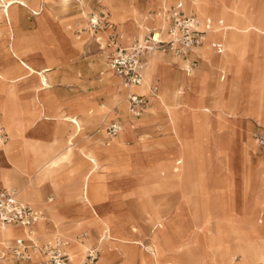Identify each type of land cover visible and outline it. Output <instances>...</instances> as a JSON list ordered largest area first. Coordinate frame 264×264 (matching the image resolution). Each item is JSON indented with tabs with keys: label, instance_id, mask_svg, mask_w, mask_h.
Masks as SVG:
<instances>
[{
	"label": "rangeland",
	"instance_id": "rangeland-1",
	"mask_svg": "<svg viewBox=\"0 0 264 264\" xmlns=\"http://www.w3.org/2000/svg\"><path fill=\"white\" fill-rule=\"evenodd\" d=\"M159 1L160 3L152 5L151 0H125L127 8L121 10V14L136 30L135 35L139 39L145 34L142 22L144 19L149 20L148 14L175 0ZM177 1L185 11L193 9L189 6L193 1L192 4L196 5L203 19L210 13L207 4L216 5L214 0ZM243 1L249 15L264 19V0ZM200 2L204 4L203 7ZM28 3L27 7L16 8L20 16L17 27L20 39L18 48L27 55L26 59L38 64H34L36 68L45 67L49 87H39L36 73L29 74L15 68L19 60L11 55V51L8 56L6 49L9 43L17 41V33H13L12 40L13 34L9 28L1 27L0 75L3 77L0 78V97L19 108L18 118L23 122L21 126H24L22 136L31 147L17 142L8 153L0 148L7 158H0V168L12 165V172L20 171L15 184L4 186L0 181V190L13 188L23 201L44 211V217L39 221L40 227L37 228L36 224L33 228L39 240L46 241L54 233H59L69 242L67 248L69 255H72L71 261L76 262L83 253L82 264H85L88 248L101 246L100 257L105 252L103 245L107 246L105 253L109 258L103 262L98 258L97 264H264V259L256 257V246L251 236L254 227L264 236V226L257 222L258 212L264 208L263 203H258L259 200L264 201V152L252 137L254 132L264 136V114L258 117L252 110L257 95L258 105L261 103V95L264 96V64L257 63L255 69L246 65L240 89L233 93L229 89L233 69L218 63L224 53L216 54L210 46L215 58L210 65L202 57L203 50L196 49L200 58L190 75H186L185 60L161 52L166 64L179 77L174 84L179 104L175 103L170 109L168 105L171 102L167 98L166 88L169 83L165 84L163 79L153 77L155 62L160 59L156 54L143 72V82L138 89L145 95L148 104L139 117H133L128 110L130 88L124 86L108 65V35L117 30L124 36L123 42L127 40V34L119 23V17L113 12L111 2L50 0L49 3H42L37 0L35 4L33 0H28ZM41 4L43 9L40 14H34L32 10L39 11ZM145 4L148 6L143 7ZM13 7L10 9L11 16ZM46 10L48 13L43 16ZM93 14L104 17L108 26L98 31L90 29L89 18ZM221 18L224 19L225 27L229 24L242 33L255 31L264 36V22L258 25L248 18V24L239 27L224 14H221ZM216 21L217 19L214 20L213 27ZM227 30L231 32V29ZM210 31L212 30L209 28L206 35ZM62 34L77 43V49L66 51L59 43ZM116 36L119 41L118 35ZM225 46L227 47L226 43ZM43 48L48 49L46 54ZM250 58L251 54L246 55L247 61ZM223 69L226 72L225 78L220 81L219 72ZM200 71L210 73L208 85H219L217 94L204 92L202 82L183 86V79L189 80ZM22 76L26 78L15 80ZM153 84L157 86L154 96L149 93ZM235 88L236 83H233L231 89ZM30 101H34V105H30ZM89 106L94 107L92 114L98 108L103 115L87 118L86 114H91L88 113ZM164 109L169 110L168 119ZM39 110L49 116L50 120L38 127ZM60 114L78 117L81 129L73 140L72 156L58 177L66 185L68 195L61 201L58 190L52 196V201L37 202L34 198L40 182H37L38 174L33 170L42 168L48 161V156L64 151L65 140L74 129L72 123L61 120ZM113 120L121 122L122 130L120 134L111 137L109 145H106L105 128ZM201 123L204 130L203 158H199L196 146L202 134ZM187 125L190 126L185 130L187 138H183L184 126ZM0 126L6 131L1 120ZM36 128L39 131L33 132ZM177 128L180 132L178 137ZM7 136L3 143L11 140L8 133ZM54 136L57 139L55 141ZM119 138H123L119 141L123 143L122 149L111 154L107 152L106 149L119 143ZM173 139L181 146L182 158L177 155L173 158H154L167 149ZM133 146L136 147L138 156H120L127 152V147ZM90 149L99 151L92 154L103 174L99 181L104 192L102 199L94 203L96 212L102 218H107L111 236L130 237L136 239L137 244L110 240L107 229L96 228L90 223L93 218H98L91 214L86 202L80 197L81 187L78 181V173H83L87 164V170L90 169L87 158L91 153L87 150ZM26 155L36 158L27 160L24 158ZM113 155L119 156L112 157ZM185 158L186 167L183 168ZM79 163L83 167L79 168L78 173H66V168L79 166ZM86 171L81 174V180ZM177 171L183 172L184 176L188 175L190 178L187 181L190 184L187 181L174 183L166 178L171 173H179ZM90 177L88 198L91 202L92 199L101 197V190L93 182L97 177V170ZM0 178L4 182L6 179L11 180L9 172L0 174ZM47 180L51 183L55 181L48 177L45 181ZM76 180L78 188L74 190L72 184ZM257 185L263 191L260 198L256 196ZM54 187L59 189V186ZM59 202L61 205L57 208L56 204ZM59 212L67 216H59ZM78 222L80 227L69 232L68 226ZM15 235L21 233L17 231L12 237ZM129 253L131 259L126 257ZM0 264L38 263L14 262L11 259Z\"/></svg>",
	"mask_w": 264,
	"mask_h": 264
},
{
	"label": "crops",
	"instance_id": "crops-1",
	"mask_svg": "<svg viewBox=\"0 0 264 264\" xmlns=\"http://www.w3.org/2000/svg\"><path fill=\"white\" fill-rule=\"evenodd\" d=\"M36 1L37 0H33V2L35 4H36ZM41 1H42V3H49L50 0H41ZM64 1H67V0H64ZM76 1H78V0H76ZM109 1L112 4L113 10H114L113 12L119 17V21H120L119 23L121 24L122 28L124 29V31L127 34L126 42H123L124 36L119 34V32L117 30H113L112 32H114L116 35H118V37H119L118 45L120 47H128V46H130L133 42H135L139 38L135 35L136 30L131 27L130 23L126 22V19L124 20V16L121 14V10L127 8L126 2H125V0H118V1L109 0ZM151 1H152L151 2L152 5L160 3L159 0H151ZM214 1H216V5L213 6L211 3H209L206 6L207 9L209 10L210 14H213L211 21L209 19H206V18L203 19L201 14L198 12V8L196 7V5L192 4L193 1L189 4V6L192 7L193 9H191L190 11H185L182 8V11L185 14L194 15L197 18H199L202 22L207 23L208 24V29L210 28V30L211 29L212 30H217L215 33L213 31L208 32V35H206L205 42L199 48H201L203 50V52L201 53L203 59L205 61H207L211 65L215 58L213 56V52L210 51V46L212 48V43H214V42L223 44L225 50L222 53H224V54L217 53L213 48L212 49H213V51L216 54H219V55L222 54L220 56V58L218 59V63H223V64L227 65L230 69H233V72H232L233 75H232L231 80H230L229 89L231 91H233V93H237L239 91V89H240V86H241L242 77H244V75H243L244 67L247 65V66L253 67L254 69L257 68L258 60L263 56V53H264V36L262 34L256 33L255 31H250V32L246 31V32L242 33L241 30L236 29V28L232 27L229 24H228V27H225L223 25V20L224 19L221 18V14H224L229 19H232L233 21H235V23L239 27L246 26L248 24V22H247L248 18L251 19V21H253L254 23H256L258 25L262 24L264 22V19L261 18V17H258L256 19L252 15H249L247 13L246 4L244 3L243 0H214ZM102 2H103V0H102ZM177 2L178 1L175 0L171 4H168L167 6H170V5L175 4ZM23 3L22 2L15 3L13 9L11 10L12 17L15 20V25H13L12 29H10V32L12 34L13 33H17V36H16L17 37L16 38L17 41H15L14 43L11 42V43L8 44L9 47L6 49V54H8V52L11 51V53H12L11 55L14 58L19 60V62L16 65L15 68H18V69H21V70H25L26 73H29V74L36 73L37 76H38L39 87L43 86L42 88H46V87H49V85H48V81H47V78H46V75H45V70H46L45 67H43V66L40 67L39 66V68H36L34 66V64H36V63L26 59L25 56H27V55H25V53L22 52L18 48V42H19L18 39L19 38H18V28L17 27L20 24V16L16 12V8H17V6L27 7L28 4H29L28 0H24ZM147 6H148V4H145L143 7H147ZM200 6L203 7L204 4L202 2H200ZM42 9H43V5L41 4V5H39V11H36V10H32V11L34 12V14H40ZM47 13H48V10H46L43 13V16H46ZM110 14H111V12H110ZM215 19H217V21H216V24L213 27L212 25H213V22H214ZM220 22H222L221 25H220ZM142 23H143L142 27L144 25L145 26L150 25V22L147 19H144ZM227 28L231 29V32H228ZM62 36L63 37H61V39L59 40V43H60L61 46H63L66 49V51L67 50L71 51V50L77 49V46H78L77 43H75L71 39L70 40L67 39V37L64 34H62ZM250 36H253V38L250 37ZM217 37H218V39H217ZM11 39L12 40L14 39V34L11 37ZM23 41L25 43H27L26 39H24ZM130 41H132V42L129 45H127V43H129ZM225 43H226L227 47L225 46ZM43 52H45V54H46V52H48V49L43 48ZM248 54H251V58H250L249 61L246 60V55H248ZM191 55H193V56L190 57ZM8 56H9V54H8ZM157 56H159L160 59L155 62L156 68H155V73L153 74V77H154V79L156 77H159V79L160 78L163 79V82L165 84L169 83L166 88H167V96H168L167 98L169 99L171 104L168 105V107L170 109H172L171 108L172 105H174L175 103L179 104V101H177V99H176L177 98L176 94L178 93V91H176V93H175V90H174V84H175L176 80L179 77L177 76L175 71L166 64V61H165L164 57L162 56V53H158ZM181 58L187 62L186 66L184 67V71H185L186 75H190V72H186L185 69L191 67L193 62H196V65H197L198 60H199L200 57L196 53V49L192 50V51H189L184 57H181ZM10 60H12V58H10ZM24 62H28L29 65L32 66L35 69V71L34 72H30V70L27 69V66L24 64ZM36 65H38V64H36ZM39 72H41V74L43 75V79L47 83V86H44V85L41 84ZM225 73L226 72H225L224 69L220 70V72H219V80L220 81H222L225 78ZM209 74H210L209 72L200 71V72L197 73V75L195 77L190 78L189 80L183 79V81H182L183 86L188 84V83L190 84V83H195V82H202L204 84V86H205L204 87V92L210 91L212 93H216L217 94L219 92V90H220L219 89V85L211 86V85L207 84L208 80H209ZM2 77L3 76L0 75V78H2ZM20 78H26V77L25 76L16 77L15 80H19ZM233 83H236L235 90L231 89V85ZM1 84L2 83H1V80H0V94H1V91H2V87H1L2 85ZM152 86H156V85L153 84ZM140 88H141V86L138 89H140ZM38 90L39 89H35V91H38ZM257 92H258V90H257ZM257 92H256V95H257ZM30 105H34V101H30ZM257 107H258V95H257V99H256L255 104L252 106V110H253V112L255 114H256ZM164 110L166 111V117L168 119L167 111H169V110L168 109L167 110L164 109ZM93 111H94V107L93 106H89L88 113H91V114H86V117L87 118H92L94 115H103L98 110V108L95 109V112H96L95 114H92ZM18 113H19V108L14 106L13 103H11V101H9V100L7 101V100L2 99L0 97V120L6 126L5 129H6V132L9 134L10 139H14L17 142H21L22 144L28 145V146L31 147V144L26 142L25 139L22 136V132H23L24 126H21V124L23 122L18 118ZM40 115H44V116H46L48 118V120H50L49 116H47L42 110H39L38 111V115H37V118H38L37 121L38 122H39V116ZM63 116H68V117H71V118L78 119V117H74L73 115L60 114L61 120H62ZM198 118H199V121H202L200 119V117H198ZM39 126H41V124L38 125V127ZM202 126H203V123H201V128H200L202 134H201L200 139H198V143L196 145L197 146V150L200 153L199 158H203L204 157V153H203L204 150L202 148L203 147V141H204V139H203V137H204L203 131L204 130H203ZM37 128H36V130L34 129L33 132H38L39 129H37ZM184 128L185 129H184L183 138H187V134H186L187 131H185V130L189 129L190 126L187 125L186 127L184 126ZM80 130H79V132H80ZM77 131L78 130H76V126L74 125V129H73L72 132L69 133L68 137L76 135ZM255 133H258V132H254L252 134V137H253V135ZM259 134H261V133H259ZM53 140L54 141L57 140L55 136H54ZM32 141H36V139H32ZM127 148H128L127 152H124V153L120 154V156H123V155L124 156H128V155L136 156L137 155L138 156V153H137V150H136L135 146L127 147ZM63 150L64 151H60V152H58L57 154H55L53 156H48L47 158H49V159H48V161L45 163V165L42 168L33 170L35 173L38 174L37 182H40L38 193L35 195V198H34L35 201H37V202L41 201V202H44V203H48L49 201L53 200L52 196L55 195L58 190H59V194L61 195V201L64 200L67 197V195H68L67 187L64 184V182H61L60 180H58V177H59L60 171H63L62 168H64V166H67L66 163H68V160L71 158L73 150H72V147L68 146L67 144H65V147H64ZM87 151H89L91 153H93V152L99 153V151H96L95 149H90V150H87ZM182 153H183V151L181 149V146L178 143H176L174 141V139H173L171 141V143H170V146L167 149L162 150L160 153L156 154L154 156V158H173L175 155H177L178 158H182V156H181ZM114 156L116 157V156H119V155H114ZM0 158H3V159L6 158V156L1 153V150H0ZM24 158H27V160H28L29 158H36V157L32 156V155H30V156L26 155ZM186 160H187V158H185V161H184L183 166H182L183 168L186 167V166H184V164H186ZM82 167H83L82 163H79V166H77V165H74L72 167L70 166V168H66V170H68V172H66V173H68V174L78 173L79 168L81 169ZM88 167H89V165L87 164V167L84 169V172L87 170ZM12 168H13L12 165L9 168H0V174L9 172V175L11 176V178H10L11 180L9 182H4L2 180V178H0V181L2 182V184L4 186H10V185H13V184L16 183L17 177L19 176L18 173L20 171L19 172H12ZM99 169L97 170V177L93 180L96 188L98 190H101V197L98 198L97 200H93L92 199L91 203H89V202L85 201L82 198L81 174H83L84 172L80 173V174L78 173V181H80V187H81V189H80V197L83 199L84 202H86L91 214L92 215L96 214L97 217H98V220L93 218L90 223L93 226H95L96 228H101V229L106 230L107 228L104 227L103 221H107V218H102L96 212V209L94 207V203H97L98 201H100L102 199L103 192H104L103 185L99 181L102 178L103 174H102V172ZM173 172H174V170H173ZM177 172H179V171H177ZM183 172H184V169H183ZM183 172H179L177 174L171 173L166 178H168V180L170 182H174V183L185 182V181L189 180L190 177L188 175L184 176ZM47 177L55 179V181H53L54 183H51L49 181L51 179L45 181V179ZM188 183H189V181H187V184ZM55 185L59 186V189L54 187ZM72 186H73L74 190H75V188L77 190V188H78L77 180L73 182ZM11 189H13V188H11ZM2 190H9V189L4 188V189H1L0 191H2ZM18 198L21 201H23L20 197H18ZM23 202L28 203L26 201H23ZM258 203H263L264 204V201L263 200H259ZM28 204H30V203H28ZM30 205L33 206L32 204H30ZM60 205H61V202L57 203L56 204L57 208ZM33 207L37 208V209H41V208H38L36 206H33ZM259 212H258V215H259ZM59 213H60L59 216H67L65 213H62V212H59ZM258 215H257V218H258ZM244 221L248 222L247 219H244ZM241 222H243V221H241ZM36 224H37V228H39L40 227V223L37 222ZM36 224L33 226V228L36 226ZM68 227H69V232H71V230L79 228L80 227V223L78 222V223H76L74 225H69ZM17 229H18V231L20 230L21 232L20 231L19 232L23 235L22 230L19 229V228H17ZM228 230L230 231V229H228ZM106 233H107V235H110L108 229H107ZM127 233L130 234L129 232H127ZM22 235H15L14 237H11V238H8V239H2L0 237V239L1 240H11V239H13L15 237H18V236L20 237ZM110 240L119 241V242H122V243H127L128 241H130L131 243H135V244L138 243V241L136 239H133V238H130V237L120 238V237H115V236H111L110 235ZM79 243L81 245H83V243H81V242H79ZM233 243H235L237 245V242L233 241ZM102 247L105 249V252H106L107 246L103 245ZM99 248H101V246H99ZM83 252H85V250ZM105 252L99 258V260L102 261V262L108 260V258H109V255L106 254ZM152 254H153V256H155V253H152ZM69 257H70V255H69ZM83 257L84 256H83V253H82L81 258H79L77 260L78 262L76 261L75 263L82 264L83 263ZM126 257L131 259L130 253ZM8 260H11V259L0 260V262H4V261H8ZM69 264H73V261H71V258H70ZM170 264H174V263H170Z\"/></svg>",
	"mask_w": 264,
	"mask_h": 264
},
{
	"label": "built area",
	"instance_id": "built-area-1",
	"mask_svg": "<svg viewBox=\"0 0 264 264\" xmlns=\"http://www.w3.org/2000/svg\"><path fill=\"white\" fill-rule=\"evenodd\" d=\"M151 25L145 29L142 38L137 39L128 47L118 45L117 36L111 32L107 37V58L110 69L122 80L126 87L141 84L146 56L152 51L169 53L176 57H184L189 51L203 45L208 24L194 15L185 14L181 3L162 6L148 14ZM222 22H220V25ZM108 26L104 17L96 14L89 18V27L100 30ZM217 53L225 48L222 43H212ZM191 67L186 68L190 72ZM156 86L149 88L154 95ZM144 94L131 92L128 95V110L133 117H139L147 106ZM122 130L119 120H113L105 128L106 145L109 139ZM7 133L0 126V139H7ZM253 138L257 146L264 152V136L255 133ZM44 217V211L34 208L21 201L13 189L0 191V229L13 226L22 230L23 235L11 240L0 239V260L12 259L15 262H37L38 264H69L70 257L67 251L68 240L58 233H54L48 240L40 241L35 235L33 226ZM257 222L264 226V208L260 210ZM99 247H90L86 250L85 264H97Z\"/></svg>",
	"mask_w": 264,
	"mask_h": 264
},
{
	"label": "bare ground",
	"instance_id": "bare-ground-1",
	"mask_svg": "<svg viewBox=\"0 0 264 264\" xmlns=\"http://www.w3.org/2000/svg\"><path fill=\"white\" fill-rule=\"evenodd\" d=\"M164 1V0H163ZM17 2H24V0H0V28L1 27H8L9 28V31L10 29H12L13 25H15V20L13 19V17L10 15V9L14 6L15 3ZM24 4V3H23ZM205 18L206 19H209L211 21L212 19V14H207L205 15ZM220 18V17H219ZM148 20V19H147ZM150 22V20H148ZM78 24V23H77ZM150 25H151V22H150ZM150 25H147V26H143L142 27V30L144 31L146 28H149ZM141 29V28H140ZM212 30V29H211ZM214 33L217 31V30H212ZM258 33V32H257ZM264 34V32H263ZM213 36V35H212ZM142 38V37H141ZM218 38V37H217ZM205 40H206V34H205ZM205 42V41H204ZM13 45V44H12ZM13 47V46H12ZM201 47V46H200ZM198 49V48H197ZM9 50V49H8ZM158 53H161L159 51H152L150 53L147 54L146 56V63H145V66H144V69H143V72L149 67V65L151 64L152 62V59L153 57L158 54ZM24 64L27 66V69L30 70V72H34L35 69L29 65L28 62H24ZM258 64L261 65V64H264V53H263V56L258 60ZM39 76H40V81H41V84L44 85V86H47V83L44 81L43 79V75L41 74V72H39ZM143 82V80H142ZM142 82L141 84L139 85H133V86H130V93L131 92H135V93H139V94H143L141 93L140 91H138V88L142 85ZM155 95V94H154ZM153 95V96H154ZM151 99V97H150ZM150 101V100H149ZM264 114V96L262 97L261 95V103L258 105L257 107V110H256V116L259 117V115L261 114ZM46 120H48V118L44 115H40L39 116V123L38 125L40 124H46ZM62 121H65V122H71L73 123L76 127H78V129L76 128V130H80V123H79V120L78 119H75V118H71V117H68V116H63L62 118ZM34 131V130H33ZM120 134V133H119ZM176 135L177 137L180 135V132H179V129L177 128L176 130ZM74 138H75V135L74 136H71V137H68L66 140H65V144H67L68 146H72L74 144ZM121 139L123 138H119L118 142L120 141L121 142ZM5 141V140H4ZM118 143L117 145L113 146L111 149H106L107 152H110V154L116 150H119V149H122L123 147V143ZM17 144V141L14 140V139H11L9 140L7 143H3V141L0 139V148H2L6 153L10 152L12 148L15 147V145ZM127 150V149H126ZM118 153V152H117ZM102 157V156H101ZM112 157H115L114 155ZM87 158H88V163L90 164V169H88L86 171V173L84 174L83 178H82V198L91 203L89 198H88V188H89V182L91 180V175L93 174V171L95 170H98L99 167H98V162H97V159L95 157L94 154L90 153L87 155ZM104 158V157H102ZM107 158V157H106ZM52 160V159H51ZM252 177V176H251ZM250 177V178H251ZM251 180V179H250ZM10 180H7L6 179V182H9ZM263 194V191L259 188V186L257 185V189H256V196L257 198H260ZM96 218L97 215L94 214ZM103 225L104 227H106L109 231V224L108 222L106 221H103ZM18 231L17 228L13 227V226H6L4 228L1 229V232H0V236L2 237V239H8V238H11L14 233H16ZM20 231V230H19ZM21 232V231H20ZM22 235V234H21ZM254 239V244H255V250H256V257L259 256L260 259H264V236L260 233V231L258 230L257 227H254L253 228V234L251 235ZM67 251H68V248H67ZM101 251V250H100ZM69 254V253H68ZM70 258H72V255L70 254ZM100 258V257H99ZM74 260H73V264H74ZM203 263V262H202Z\"/></svg>",
	"mask_w": 264,
	"mask_h": 264
}]
</instances>
